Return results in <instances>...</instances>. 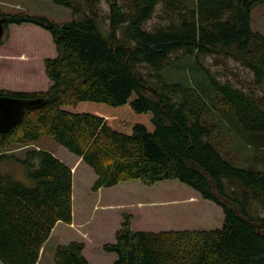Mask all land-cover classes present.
Masks as SVG:
<instances>
[{"label": "trees", "instance_id": "trees-1", "mask_svg": "<svg viewBox=\"0 0 264 264\" xmlns=\"http://www.w3.org/2000/svg\"><path fill=\"white\" fill-rule=\"evenodd\" d=\"M53 1L74 19L59 25L0 9L5 33L10 24L32 23L51 34L57 50L44 59L47 91L0 88V95L48 98L0 133V264H37L56 223H72V168L29 147L47 134L94 170V191L131 179L177 178L223 209V225L212 229L133 231L126 215L115 242L103 245L117 254L112 264H264V171L234 165L214 138L224 122L264 145V96L202 62L208 55L242 59L257 42L249 65L264 89V35L251 26L252 8L264 0H107V14L100 0ZM159 2L160 21L148 27ZM185 56L207 72L213 99L208 88L162 76ZM12 145L27 148L8 154ZM11 162L28 181L2 168ZM84 248L78 240L59 244L55 264H91Z\"/></svg>", "mask_w": 264, "mask_h": 264}, {"label": "rangeland", "instance_id": "rangeland-1", "mask_svg": "<svg viewBox=\"0 0 264 264\" xmlns=\"http://www.w3.org/2000/svg\"><path fill=\"white\" fill-rule=\"evenodd\" d=\"M110 6L109 1L100 0V7L105 14L109 13ZM0 9L7 13L27 12L45 16L59 25L74 19L69 7L53 0H0ZM161 11L162 3L159 2L152 18L147 21L148 27L160 21ZM107 23L106 20L105 25ZM30 26L37 25L26 23L22 27H12L10 24L4 33V43L0 45V88L33 92L47 91L52 85L45 74L44 59L57 54L55 44L46 29L37 26L43 31H33ZM251 26L254 31L264 35V2L253 6ZM259 47L257 42H253L249 54L242 59H219L208 55L203 57L202 62L223 79L228 78L236 85L255 88L258 94L264 96V89L255 84V75L249 65L259 53ZM161 74L169 82L192 81L199 87L208 88L209 100L216 96L207 72L193 57L180 58L163 68ZM217 132L214 137L216 145L234 165L264 171V145L249 143L246 139L249 134L231 126L228 128L224 122L218 124ZM254 139L253 136L252 141ZM29 147L47 149L73 168L74 202L78 206L75 213L76 226L63 223L57 227L52 239L44 247L39 264H55L56 245L72 240L85 242L83 253L91 264H112L117 254L106 251L103 245L115 242L116 231L126 215H130L133 231L212 229L223 225L222 207L203 198L195 189L177 178L163 179L154 184L131 179L103 187L97 192L92 190L97 178L94 170L81 157L58 143L53 135H43ZM26 148L12 145L6 152L22 156ZM2 168H9L19 179L28 181L21 165L11 162L3 164Z\"/></svg>", "mask_w": 264, "mask_h": 264}, {"label": "water", "instance_id": "water-1", "mask_svg": "<svg viewBox=\"0 0 264 264\" xmlns=\"http://www.w3.org/2000/svg\"><path fill=\"white\" fill-rule=\"evenodd\" d=\"M5 17L0 18V40L5 33ZM48 102V98L39 96L32 98L0 95V133H6L19 124L29 109L40 107Z\"/></svg>", "mask_w": 264, "mask_h": 264}, {"label": "crops", "instance_id": "crops-1", "mask_svg": "<svg viewBox=\"0 0 264 264\" xmlns=\"http://www.w3.org/2000/svg\"><path fill=\"white\" fill-rule=\"evenodd\" d=\"M26 23H22V24H11V26L12 27H15V25L16 26H23V25H25ZM32 24V23H31ZM35 25V24H34ZM31 27V30H33V31H35V30H37L38 28H36L37 26H30ZM37 31H43V30H40V29H38ZM41 33H45V32H41ZM51 35V34H50ZM52 37V36H51ZM72 170H73V168H72ZM103 188V187H102ZM101 189V188H100ZM99 189V190H100ZM99 190H97V192H99ZM76 199H75V194H74V191H73V220H72V223H66V224H68V225H70V226H72V225H74V226H76V221H75V213H76V209H77V207L75 206V201ZM77 205H79V203H77ZM81 222H83V221H81ZM63 223H65V222H62V221H58L57 223H56V225L54 226V228L52 229V232H51V234H50V236L48 237V239L44 242V244H43V246H42V248H41V252H40V256H39V260H38V262H37V264H39V261L41 260V258H42V254H43V251H44V247H45V245L52 239V236L54 235V233H55V231H56V229H57V227H59V225H62ZM80 224H83V223H80ZM69 243V242H68ZM59 244H67V243H59ZM58 244V245H59ZM58 245H56V246H58ZM86 246V245H85ZM90 262V261H89Z\"/></svg>", "mask_w": 264, "mask_h": 264}]
</instances>
